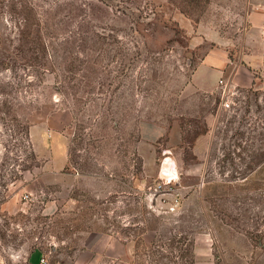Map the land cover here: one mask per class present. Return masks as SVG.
Here are the masks:
<instances>
[{
	"label": "rangeland",
	"instance_id": "obj_1",
	"mask_svg": "<svg viewBox=\"0 0 264 264\" xmlns=\"http://www.w3.org/2000/svg\"><path fill=\"white\" fill-rule=\"evenodd\" d=\"M250 9L0 0V264H264V75L191 81Z\"/></svg>",
	"mask_w": 264,
	"mask_h": 264
},
{
	"label": "crops",
	"instance_id": "obj_2",
	"mask_svg": "<svg viewBox=\"0 0 264 264\" xmlns=\"http://www.w3.org/2000/svg\"><path fill=\"white\" fill-rule=\"evenodd\" d=\"M249 1L251 9L246 16L241 44L229 48L221 36L199 58L191 75L198 91L217 90L220 79L236 87H249L255 75H264V0Z\"/></svg>",
	"mask_w": 264,
	"mask_h": 264
},
{
	"label": "built area",
	"instance_id": "obj_3",
	"mask_svg": "<svg viewBox=\"0 0 264 264\" xmlns=\"http://www.w3.org/2000/svg\"><path fill=\"white\" fill-rule=\"evenodd\" d=\"M236 86H233L229 81L220 79L217 86V92L220 95L222 105L229 107L233 100V94L235 93ZM160 187V184L158 185ZM25 198H28L26 196ZM38 264H50L45 255L40 256Z\"/></svg>",
	"mask_w": 264,
	"mask_h": 264
}]
</instances>
